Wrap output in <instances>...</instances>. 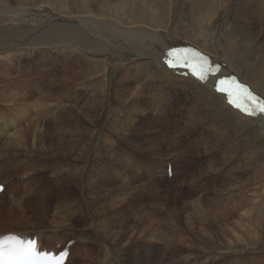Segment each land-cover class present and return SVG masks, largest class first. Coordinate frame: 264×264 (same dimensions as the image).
Segmentation results:
<instances>
[{"label": "rangeland", "instance_id": "1", "mask_svg": "<svg viewBox=\"0 0 264 264\" xmlns=\"http://www.w3.org/2000/svg\"><path fill=\"white\" fill-rule=\"evenodd\" d=\"M108 1L110 4L107 7L105 6L107 4L106 0H14L13 4L24 8L46 9L47 11V7H51L50 12L54 10L64 15L79 14V12L83 14L84 10L88 8L96 12L100 10L103 12L101 16H107L108 19L112 18L113 21L120 20L119 22L126 25L143 23L147 27H158L159 34L166 33L164 36L167 38V42L166 39H161L162 41L160 40L156 44L155 49L165 45L169 46V44L173 46L179 41L189 43L197 41L200 42L199 44L207 42L213 52L203 48L204 45L202 44L200 47L207 52H215L216 55L226 57L236 72H240L245 80L253 85H258L259 90L264 91V80L257 67L246 66L241 58H235L232 49L227 46L228 42H225L228 27L238 18L237 14L240 9L242 10L244 0H230L231 2L226 4L224 0ZM214 4L217 5H215L216 10L213 9ZM254 4L255 1L253 0L248 4L249 7L247 5L246 9L248 8V11L253 12L255 18H258L263 12ZM70 7L77 11L73 12L74 9L72 11ZM212 14L213 18L211 20H206V22L204 20V26L201 19H210ZM199 21L201 22L200 25ZM168 32H170L171 37L175 38H169ZM187 34L193 36L195 41L192 38L189 39ZM117 35L115 33L109 34L113 40L119 42L122 38ZM173 42L175 43L172 44ZM159 43L161 45H158ZM199 44L197 45L199 46ZM117 46L121 47L122 45L117 44L115 47ZM67 50L52 49L50 51L49 70L51 69V74L56 72L52 76L55 82L62 81L65 78L62 71L68 54L74 59L82 56V52L77 48L72 47L69 48V51ZM26 54L23 53L18 58L15 57L16 69L20 72L15 70L16 73L12 79L18 81V83L24 80L21 72L25 70L30 72L32 68L37 70L40 68L38 63L42 60V50L37 49L28 53V55ZM98 58L96 57V59ZM146 61H148V65L145 67L149 68L143 72L144 74L151 72L150 69L163 70L156 59L147 58ZM93 62L91 61V64ZM235 65L241 67L242 71L238 70ZM85 67L87 68L86 63H84L83 72L87 71ZM124 67L121 63H109L111 81L117 82L116 79L119 78L118 75ZM129 68L133 69V67ZM71 79L69 84L75 83L77 77ZM143 80L140 79L139 83L137 82L133 87L129 86V89L125 91H118L128 101H132L137 97V85L143 84ZM82 81L84 82L85 79L79 82ZM257 81H260V83L257 84ZM86 85L87 83L82 84L80 90L77 91L78 95L85 96L83 97L84 100L90 99L92 101L95 98H100L99 101L103 99L102 102L105 100L103 95L96 96L94 93L93 95L91 91L86 89ZM172 91L174 92V88ZM219 98H222L221 95H219ZM109 99L106 98L107 102L105 100L102 107L103 118L95 120L96 118L91 116L84 119L82 127L85 136L84 142L88 141L90 131H94L96 140L94 142L95 146L89 143L90 147L81 159L77 160L74 157H69L64 162L53 161L55 159L52 158L50 161L44 159L49 164L53 161L52 165L50 164L45 168L39 166L35 170L34 177H28L24 174V170L17 169V167L7 170L9 166H16L19 158L13 161L9 158L2 160L0 163V183H4L7 190L6 193L0 192V213L5 218L0 226L8 224L12 228L20 230V232L27 233L29 236H38L43 249L59 250L63 246H69L70 256L67 264H127V262L120 259L122 252L117 251L116 248L122 249L130 243L133 244L145 239L147 243H156L160 249L154 255L155 257L150 256L142 259L141 264H155L156 261H158L156 264H264V223L261 227L259 226V229L256 228L259 232L261 231L262 236L257 245L251 243L249 235H246L249 234L248 225L246 226V224L252 223L253 226L255 225L253 221L256 220V209L264 201L263 132H259L254 124L249 129L245 127L240 142L243 144V148L233 154L229 152L228 155L227 147L233 142L236 143V141L230 142L226 147H220L217 151H211L209 155L207 153L198 154L195 148L201 145L199 139L201 130L196 129L193 132L190 131V133L189 131H183L186 122L184 110L181 112L172 110L169 112L167 119L154 121L152 116L157 110L154 111V107L150 106L147 101H144L146 105H143L146 108L144 110L127 103V100L119 103L118 100L112 99V102L110 99V103ZM60 101L62 102L63 99ZM60 101L53 103L48 109L51 114L53 113L50 116L49 113L47 114L46 121L47 132L50 137H58L65 130L66 125L63 124V121L67 118L69 111L68 109L61 110L60 106L62 104H60ZM178 105L177 103L175 109L179 108ZM38 111L39 107L35 105L30 112L29 119L22 118L15 123L16 129L19 131L23 129L24 131L30 125V118L37 117L41 120L42 117L38 116ZM71 113L75 112L71 110ZM224 115L234 123L236 122L235 118ZM39 119L36 120L38 125L42 121L39 122ZM88 125L90 126L89 129L87 128ZM239 126L242 128L241 125ZM152 145L157 147L154 148ZM82 147L87 148L84 145ZM94 147L96 149L95 154L92 150ZM254 149L258 151L257 154L250 155L249 152L254 151ZM42 156L39 154L40 158ZM125 165L128 167L127 176L129 174L130 177L128 180L130 181V187L128 189L124 188L123 184L125 183L118 176L122 173L120 170L125 168ZM170 166L171 175L168 173ZM18 167H22V165L19 164ZM165 168L167 169L165 170ZM44 169L47 171H43ZM55 178H57V183ZM28 182H31L32 185L29 186ZM45 184L48 185V201L43 203L47 205L40 202L36 206L38 202L36 195L40 194L39 191ZM27 187L31 190L36 188V194L31 193V190L27 191ZM73 199H81L83 206H88L84 209L85 212L76 210L74 213L68 214V221L72 223L71 225L65 224L59 226V228L54 224L52 225V218H60L58 205L65 201L64 205L72 203L74 202ZM20 202L22 204L33 203L32 210L30 209L31 211L29 210L28 213L31 222L27 218L22 219L24 215L17 205ZM242 202H245V205ZM244 208H247L245 212L248 213H244ZM9 213L14 214L17 219L13 224L8 223ZM260 221L261 223L264 222V215L260 217ZM32 222H39L41 226L38 225L40 226L38 227L37 224ZM101 226H104V228ZM113 232L120 234L117 239L120 242L119 244H115L117 240L113 241L111 239L115 236ZM165 232H169L171 235L169 234V236ZM132 234L134 235L132 236ZM160 236L162 237L160 238ZM166 238L168 239L166 240ZM60 239L65 242L60 243Z\"/></svg>", "mask_w": 264, "mask_h": 264}, {"label": "bare ground", "instance_id": "2", "mask_svg": "<svg viewBox=\"0 0 264 264\" xmlns=\"http://www.w3.org/2000/svg\"><path fill=\"white\" fill-rule=\"evenodd\" d=\"M13 1L14 0H0V163L5 158H9L12 161L19 158V161L16 162V166H9L7 170H12L13 167H17V169L24 170L25 172L24 174L30 177V176H33L34 173H36L35 170H37L39 166L40 168H45L48 165L50 166V164L53 161L64 162V161H67L69 157H74L77 160L84 157L85 153L88 151L90 147L89 143L94 144L96 140L95 139L96 135L94 131L93 132L90 131L88 133V141L84 142L85 136H84V132L82 128L84 125V119L89 118L91 116L93 118H96L95 120H99L103 118L102 117L103 115L102 107L104 106V102L106 98H110L112 102H113L112 99L118 100L119 103L120 101L125 102L127 99L124 98V96H122L118 90L125 91L129 89V86L133 87L134 84H136L137 82L139 83L140 79L141 80L145 79V80H143L144 81L143 84H139L136 87L137 97L133 99L132 101L127 100V103H130L133 106L138 107L139 109L146 110V108L143 105H145L144 101H147L150 104V106L154 107V111L157 110L155 112V114L157 115L153 114L152 116L154 121H157V120L162 121V120L167 119L169 117L168 115L169 112L172 110L175 112L176 111L181 112L184 110L186 122L184 123L183 131L184 130L189 131L190 133V131L193 132L196 129H198V131L201 130L199 132L200 133L199 139H200L201 145L199 144L200 147L195 148L197 149L196 151L198 152V154L207 153L209 155L211 151L213 150L217 151L222 146L226 147L232 141H236V143L233 142L227 147L228 155H229V152L232 154L235 152H238L239 150L243 148V144L240 143L241 135H243L242 131L245 129V127L246 129L247 128L249 129L253 124L256 126L257 129H259L258 130L259 132H263L264 134V114L259 115L257 117L245 116L241 114L238 110L230 107L226 103L225 96L218 94L216 91H214L213 89L214 81L218 77H221L223 75L237 73L244 81L246 82L248 81L245 80L242 75H240V72L235 71L233 66L229 64V61H227L226 57L225 59L223 56L216 55L215 52L210 53L200 47V45L202 44L204 45V46L201 45L203 48L213 52L210 49V47L207 45V42L206 43L201 42V44H199L200 42L195 41L193 36H190L189 34H187V37L189 39L192 38V40H194L197 44H199V46L197 44H194L195 42L189 43L187 41L178 40L179 42L176 41L177 44H174L175 42L172 43L174 44L173 46H171L170 44L169 46H166L164 44L165 46L160 47L159 49H155L156 44L161 39H166V42H167V38H165L164 36L166 33H162V35L159 34L160 33L158 32L159 30H157L158 27L156 28L155 27L151 28L149 26L147 27V25L143 23H139L136 25H126L123 22H119L120 20L113 21L112 18L108 19L107 16L106 17L101 16L103 15V12H101L100 10H97L96 12V11H92L87 8L86 10H84V13L82 12L83 14H80L79 12V14L74 13L73 15H64V14L55 12L54 10L50 12L49 10L51 9V7L50 8L47 7L48 9L47 11L46 9H43V8H42L43 10H41L40 8L37 9L36 7H25L24 8V7L15 6L13 4ZM252 1L253 0H244L242 2L243 8L242 10L240 9L238 11V14H237L238 18H236V20L230 24V27H228V32L226 33L225 42H228L227 46L230 49H232L233 55L235 56V58H241L246 66H250V65L256 66L257 69L260 71V75L262 79L264 80V0H254L255 1L254 5L260 11L263 12V14H261L258 18H255L254 14H252L253 12L251 13V11H248V8L246 9L247 5ZM224 2L226 4L231 1L224 0ZM106 3L107 4L106 5L104 4V5L106 7L109 6L110 2L108 0H106ZM215 5L216 4H214L213 9L216 8L217 5L216 6ZM70 9H72L73 11L74 8L70 7ZM76 11L77 10L74 9L73 12H76ZM211 16L212 17L210 19H207V18L201 19L203 21L204 26H205L206 20L209 21L213 18V14ZM139 21L141 22V20ZM200 23L201 22L199 21V25ZM114 33L118 34L117 36L122 38L121 40H119V42L113 40L109 36V34H114ZM167 34L170 38L171 37V35H169L170 32H168ZM171 38L174 39L175 37L172 36ZM116 43L122 46L115 47L117 45ZM158 45H161V44L159 43ZM179 45L196 46L202 51L210 54L214 58L215 62L224 63V66L222 67V69L216 76L211 78L206 83H201L200 81L196 80L192 76L178 75L174 73L175 71L168 69L161 59L162 57L165 56L164 53L166 49H169L170 47H176ZM72 47L80 50L82 52L81 54L82 56L74 59L68 54L66 58V64H65L64 70L62 71L63 74H65V78L62 81L55 82L52 76L56 74V72L51 74L52 71L51 69L49 70L50 61H51L49 57L50 51L52 49H56V50L57 49H62V50L68 49L67 51H69V48H72ZM37 49L42 50V60L41 62L38 63V67L40 68H38V70L32 68L31 69L32 71L30 70V72L26 70L24 72H21V74L23 75V77L22 76L21 77L24 80L20 81L19 83L18 81L12 79L13 75L17 71H19L18 69H16L15 57L18 58L19 55L23 53H27L26 55H28V53H31ZM96 57H99V58L96 59ZM147 58H153L159 61L163 70L150 69L151 72H148V74H144L143 72L147 71L149 68V67H145L146 65H148V61H146ZM91 61H94V62L91 64ZM111 62H114L115 64L121 63L123 64V66H125L121 70L120 74L118 75L119 78L116 79L117 82L111 81L110 79L109 63ZM84 63H86L87 65V68L85 67L87 69L86 72L82 71L84 67ZM129 67H133V69H130ZM235 67L238 70L242 71L241 67L239 66L237 67L236 65ZM72 77H77L78 80L76 79L75 83L72 81L73 83L69 84V81L72 80L71 79ZM82 79H85V81L79 82ZM85 83H87L86 89L88 91H91L92 94L94 93L96 96L99 94L103 95V98L105 97V100L102 102L103 100L102 97H101L102 99L101 101H99L100 98L96 99L94 97L95 99H93L92 101L90 99L89 100L85 99L86 100L85 101L83 98L85 96H80L77 93V91L80 90V87H82L81 85ZM258 83H260V81L259 82L257 81V84ZM249 84L254 88V90H256L258 93L264 96V93H263L264 91L262 92L261 90H259V88L257 87L258 85L256 86L251 83ZM173 88H174V92L172 91ZM207 89L210 90L211 92H209ZM100 91L101 93H99ZM219 95H221L222 98H219ZM120 96H122L123 98ZM145 98L147 99L145 100ZM61 99H63L62 102L60 101ZM110 99H109V102L111 103ZM58 101H60V104H62L60 106L61 110L68 109L69 111L67 118L63 121V124L66 125L65 130L61 132L62 135H58V137H61V138H58L57 136H54V137L48 136L47 126H46L48 115L50 116L51 114L48 111V109H50L53 103L58 102ZM177 103L179 104L178 105L179 108L175 109V107L177 106ZM34 104L39 107L38 116L42 117L41 119L42 121L37 117H35L34 119L30 118V121H29L30 125L26 127L24 131L23 129L19 131L18 129H16L15 123L21 120L22 118L29 119L30 112L35 106ZM71 110H73L75 113L72 114ZM224 114L235 118L236 122L234 123L232 120L226 118ZM37 119H39V122L41 121L39 125L36 123ZM239 125H241L242 128ZM88 127L90 126L88 125L87 128ZM124 137L126 138V136ZM3 139L4 141H2ZM83 145L87 146V148L82 147ZM93 146H95V144ZM92 150L95 154L96 153L95 147ZM256 152L258 151L254 149V151H251L249 153H251L250 155H252V154H257ZM39 154L43 156L40 158ZM175 157L178 158L177 156ZM51 158L55 160L50 162V164L49 162L44 161V159H47L48 161H50ZM176 158L174 159L176 160ZM19 164H21L22 167H18ZM127 168L128 167L125 165V168L120 170V172L122 171V173L120 174L118 173L119 179L125 183L123 184L125 189H128L130 187V181H128L130 177H129V174L127 176ZM166 169L167 168H165V170ZM43 171L46 172L47 170L44 169ZM256 177H257V174H256ZM55 179L57 183L58 182L57 178ZM82 179L84 178L82 177ZM21 180L24 181L23 179ZM89 182H90V178H89ZM28 183L27 184L29 186L32 185L31 182H28ZM0 184L5 186L4 183H0ZM47 188H48V185L46 184L43 185V188L41 189V191H39L40 194L36 195L37 196L36 200L38 201L36 203L37 204L36 206H38L40 202L43 203L44 201H48V196H47L48 189ZM26 189L27 191L31 190V189H28V187ZM6 190L7 188L5 186V189L2 191V193H6L5 192ZM32 192L36 194V188H33L31 190V193ZM87 193H86V196H87ZM64 203L58 205V207L60 208L58 210L60 214V218L59 217L55 219L52 218L51 220L52 225L54 224L58 226L57 228H59V226L61 225H65V224L71 225L72 224L68 221V216H67L68 214L74 213V211L76 210L84 213L85 212L84 209L88 207V206L87 207L83 206L82 204L83 202H81V199L74 200V202L72 203L67 202L68 204L66 205H64ZM17 205L24 215L22 219L27 218V220L31 222V219L29 218L28 213H29V210L33 207V203L22 204L20 202ZM257 208L258 209H256V212H255L256 220L253 218L255 220L253 221L255 222L254 223L255 225L253 226L252 223L246 224V226L248 225V230H249L248 231L249 234H246V235H249L248 237L250 239V242L256 245L258 244L257 242H259L262 239L261 231L259 232L256 228L259 229V226L261 227V225H263L264 223V222L261 223L260 221V217L264 215L263 214L264 213V201H262ZM245 209L247 208H244V213H248V212H245ZM236 210L239 211L238 209ZM11 212H13V210H11ZM65 213L66 215L64 216ZM11 214L12 213L8 214V218L10 217L8 220L9 224L10 223L13 224L17 220L14 217V214L12 215ZM4 220H5L4 216L0 213V223ZM244 220L249 221L248 219H244ZM32 223L37 224V226L40 225L39 222H36V223L32 222ZM241 225H243V223H241ZM246 226L243 225V227L245 228ZM102 228H104V226ZM261 230L263 231V229ZM7 233H14L19 236H25V237L29 236L27 233L20 232V230L18 231L16 230V228H12V226L8 224L5 226H0V235L7 234ZM165 233L168 235L169 234L171 235V233L169 232L168 233L165 232ZM113 234L115 236L111 237V239L113 241H116L118 239V236H120V234L118 235L116 232L115 233L113 232ZM109 235L111 236V234ZM133 235L134 234H132V236ZM236 236L240 238L238 234H236ZM161 237L162 236H160V238ZM167 239L168 238H166V240ZM170 239H173V238H170ZM145 240L140 241V242L137 241L133 244L128 241L130 244L128 245L125 244L126 246H124L122 249L116 248L117 251L122 252L121 254L123 258L122 256L121 258L120 257L119 258L127 262V264H141L142 259L148 258L150 256H154L156 253H158L160 249L159 245H157L156 243L154 244L152 242L147 243ZM59 242L63 244L65 241L63 239H60ZM168 242L170 241L168 240ZM119 243L120 242H118V240L117 242H115V244H119ZM159 256H158V259H159ZM68 261H69V258L65 264H67ZM156 262L158 263V261ZM181 263H184V262H181Z\"/></svg>", "mask_w": 264, "mask_h": 264}]
</instances>
